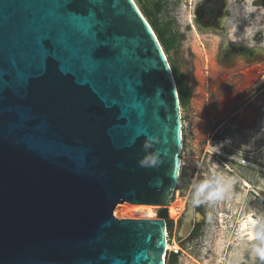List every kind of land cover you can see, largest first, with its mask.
Here are the masks:
<instances>
[{
	"label": "water",
	"instance_id": "95a60500",
	"mask_svg": "<svg viewBox=\"0 0 264 264\" xmlns=\"http://www.w3.org/2000/svg\"><path fill=\"white\" fill-rule=\"evenodd\" d=\"M183 143L136 0H0V264H165ZM120 202L161 208L119 219Z\"/></svg>",
	"mask_w": 264,
	"mask_h": 264
},
{
	"label": "rangeland",
	"instance_id": "374dc122",
	"mask_svg": "<svg viewBox=\"0 0 264 264\" xmlns=\"http://www.w3.org/2000/svg\"><path fill=\"white\" fill-rule=\"evenodd\" d=\"M136 2L147 18L152 12L157 26L176 37L175 47L164 49L183 83L192 88L189 103L182 106L183 185L174 192L168 218L169 240L179 248L177 255L168 252L165 264H264L253 251L264 230V0ZM226 137L230 154L240 158L228 161L229 170L205 150L211 138ZM244 160L251 165H244ZM213 172L235 177L236 182L223 199L193 207L194 185ZM240 177L251 187H245ZM135 205L120 202L115 217L158 218L160 206L137 210ZM190 205L192 225L186 229ZM126 207L130 216L116 214L117 208ZM151 211L153 216L148 215ZM244 220L248 224L242 228ZM259 221L262 226H254Z\"/></svg>",
	"mask_w": 264,
	"mask_h": 264
},
{
	"label": "clouds",
	"instance_id": "9594fccd",
	"mask_svg": "<svg viewBox=\"0 0 264 264\" xmlns=\"http://www.w3.org/2000/svg\"><path fill=\"white\" fill-rule=\"evenodd\" d=\"M153 141L157 143L159 142L157 137H148L145 141V148L151 147ZM158 155L159 152L146 155L140 161L141 166H155L158 162ZM235 182V177H226L223 174L213 172L211 177H207L203 181L194 185V191L191 198L192 206L195 207L201 204L210 205L217 200L223 199ZM209 217H211V213H209ZM262 229H264V226H262ZM257 238L259 244L254 246L253 251L261 260H264V230L261 231Z\"/></svg>",
	"mask_w": 264,
	"mask_h": 264
},
{
	"label": "trees",
	"instance_id": "16d2710c",
	"mask_svg": "<svg viewBox=\"0 0 264 264\" xmlns=\"http://www.w3.org/2000/svg\"><path fill=\"white\" fill-rule=\"evenodd\" d=\"M148 18L150 19L151 24L153 25L157 35L159 36L163 46L165 47L166 50H170L175 47L177 43V39L175 36H169L166 31H163L161 28L157 26L155 17L152 12L148 13ZM173 71L175 73V77L177 80L178 88H179V94H180V100H181V105L186 106L191 98V93H192V88L185 85L183 81L181 80L180 73L178 71V68L173 65ZM172 227V221L168 220V229H171ZM174 255H177L173 252Z\"/></svg>",
	"mask_w": 264,
	"mask_h": 264
},
{
	"label": "built area",
	"instance_id": "2783aa9c",
	"mask_svg": "<svg viewBox=\"0 0 264 264\" xmlns=\"http://www.w3.org/2000/svg\"><path fill=\"white\" fill-rule=\"evenodd\" d=\"M227 140V137L224 139H218V140H210V142L206 145V153H209L211 155H214L215 157H217L220 162L222 163V165L226 168V169H230L229 165H228V161H240V158L234 156L233 154H230L229 150L231 147H228L226 145H224V141ZM232 149L234 150V148L232 147ZM244 165H251V162H248L247 160H244V162H242ZM183 182H182V177L180 176V180L178 183V187L176 189V191H179V187H182ZM169 239V231L167 230V240ZM175 252L178 253L177 249H167L166 250V254L164 257V261L166 263V257L168 252Z\"/></svg>",
	"mask_w": 264,
	"mask_h": 264
},
{
	"label": "bare ground",
	"instance_id": "6f19581e",
	"mask_svg": "<svg viewBox=\"0 0 264 264\" xmlns=\"http://www.w3.org/2000/svg\"><path fill=\"white\" fill-rule=\"evenodd\" d=\"M201 14H202V12H200ZM214 40H215V42L217 43V38H214ZM233 40V39H232ZM219 41V40H218ZM200 58V57H199ZM224 141V140H223ZM227 143H230V140H226V141H224V145H226V146H228V144ZM185 149H186V147H185V143H183V146H182V152H181V154H182V166H183V164H184V158H183V156H185V154H186V152H185ZM264 155V154H263ZM261 156V155H260ZM240 181L242 182V184L245 186V187H251V184H250V182H248L246 179H244V178H242V177H240ZM158 206V205H157ZM133 207V209H137V210H142V209H144V208H149V207H154V205H151V204H136L135 206H132ZM175 208V207H174ZM174 208H172L171 207V213L172 214H175V209ZM190 215H191V217H193V208L190 206ZM188 209V210H189ZM177 211V210H176ZM116 214L117 215H123V216H130L132 213H131V210L130 209H128L127 207L126 208H117V210H116ZM148 215L149 216H153L154 215V212H150V213H148ZM198 215V217H201V213H198L197 214ZM250 217V216H249ZM185 219H186V216H185ZM250 220V219H249ZM247 224H248V220L247 221H245L244 220V222L241 224V227L242 228H245L246 226H247ZM255 225H260V226H262V221H259V223H255L254 224V226ZM251 226V225H250ZM253 228V227H252ZM250 229V228H249ZM242 230V229H241ZM247 230V229H246ZM251 230H253V229H251ZM185 232H186V229L185 228H183L182 229V233L183 234H185ZM252 232V231H251ZM252 234H254V233H252ZM176 249V248H179V245L177 244V243H174V244H172L171 242H170V240L168 239L167 240V249Z\"/></svg>",
	"mask_w": 264,
	"mask_h": 264
},
{
	"label": "flooded vegetation",
	"instance_id": "af4514ba",
	"mask_svg": "<svg viewBox=\"0 0 264 264\" xmlns=\"http://www.w3.org/2000/svg\"><path fill=\"white\" fill-rule=\"evenodd\" d=\"M217 8V7H216ZM215 12V10L213 11V13ZM212 13V12H211ZM214 17V14H211V18H213ZM216 21H219V16H217V19H216ZM191 206V205H190ZM190 206H188V208H186L187 209V211H188V209L190 208ZM186 214V213H185ZM198 214V213H197ZM196 214V215H197ZM170 215V214H169ZM193 226H194V223H193Z\"/></svg>",
	"mask_w": 264,
	"mask_h": 264
},
{
	"label": "crops",
	"instance_id": "0c3cea01",
	"mask_svg": "<svg viewBox=\"0 0 264 264\" xmlns=\"http://www.w3.org/2000/svg\"><path fill=\"white\" fill-rule=\"evenodd\" d=\"M189 133H190V129H189ZM210 135V134H209ZM213 138H211V140H212ZM213 140H218L217 138H215V139H213Z\"/></svg>",
	"mask_w": 264,
	"mask_h": 264
}]
</instances>
